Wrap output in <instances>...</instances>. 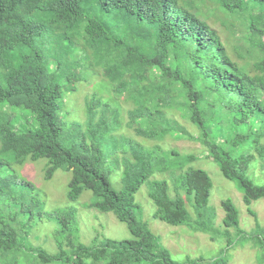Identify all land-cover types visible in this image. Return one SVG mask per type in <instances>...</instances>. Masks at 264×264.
<instances>
[{
	"label": "trees",
	"instance_id": "obj_1",
	"mask_svg": "<svg viewBox=\"0 0 264 264\" xmlns=\"http://www.w3.org/2000/svg\"><path fill=\"white\" fill-rule=\"evenodd\" d=\"M206 1L241 20L249 41L244 54L255 58L252 67L230 59L217 32L200 17L196 0H0V264H227L232 241L213 260L174 262L133 213L132 194L155 172H166L167 180L174 181V195L166 179L150 182L154 217L214 234L213 216L206 209L210 178L202 169L185 167L192 156L157 145L146 148L123 137L117 150L121 160L115 157L122 186L115 190L102 170V142L93 127L90 144L76 145L77 152L60 141L58 102L81 80V57L92 58L94 67L110 78L115 95L134 104L126 126H141L137 129L148 140L174 131L195 139L167 112L187 119L199 130L196 139L222 176L238 183L246 211L255 216L251 202L264 199V184L249 176L256 161L264 171V0H199ZM85 103L87 124L104 126L100 102ZM9 107L21 108L32 123L15 126L16 119L4 111ZM213 130L227 133L223 144L210 140ZM27 157L47 159L45 179L58 169L69 172L66 199L74 202L89 190L99 200L88 206L112 213L131 237L74 245L68 233L73 210L60 208L55 212L60 215L55 218L57 252L47 254L24 243L41 220L42 210L34 201L38 192L7 169ZM220 206L222 225L241 234L233 203L225 199ZM224 235L229 237L226 231ZM63 241L69 250H63Z\"/></svg>",
	"mask_w": 264,
	"mask_h": 264
},
{
	"label": "rangeland",
	"instance_id": "obj_2",
	"mask_svg": "<svg viewBox=\"0 0 264 264\" xmlns=\"http://www.w3.org/2000/svg\"><path fill=\"white\" fill-rule=\"evenodd\" d=\"M196 3L199 7L200 17L205 19L210 27L217 32L219 41L230 59L238 64H247L249 68L252 67L255 58H247L244 54L249 47V41L241 20L238 17L230 16L210 4L209 1L202 4L196 0ZM242 54L243 57H240ZM82 57L78 67L81 80L75 84L74 90L63 93L62 99L58 102L59 124L63 130L60 141L63 146L77 152L76 145H83V142L90 144L88 132L93 127V135L102 142L101 147L105 159L102 170L106 174L110 186L115 190H119L122 186L120 169L117 168L115 157L116 160L121 158L122 154L117 150L123 144V137L138 142L146 148L157 145L163 151L175 149L183 157L192 156L193 159L188 160L185 167L202 169L210 178L211 188L206 209L208 214L213 216V229L216 232L206 234L194 231L185 225L170 226L154 217L155 206L148 196L150 182L166 179L165 181L170 187V194L174 195L172 189L174 181L167 180L170 176L166 172H155L132 194L135 217L147 226L155 241L169 251L171 259L176 263H185L197 258H202L204 261L213 260L220 255L226 243L232 241V246L226 254L227 264H264V199L251 202L249 207L255 216H250L242 202L238 183L222 176L218 164L211 160L208 150L196 139L199 136V130L176 112H167V116L174 118L177 126L183 128L195 139L189 138L179 131H174L163 139L148 140L137 129L141 126H126L125 123L129 119L127 111L133 109L134 104L130 101L125 102L123 97H117L110 78L104 76L102 70L94 67L95 63L92 58L85 60ZM91 99L94 102H100L104 109L103 119L106 122L101 128L95 125L89 126L86 122L85 102ZM4 111L9 114L12 121L16 119L15 126L32 123V117L29 114H24L21 108L9 107ZM142 127L146 128L145 125ZM223 130H227L228 133L227 126L224 124ZM212 132L210 140L218 145L223 144L227 133L225 131L217 133L215 130ZM83 136L84 139H82ZM262 144L264 145V139H262ZM166 157L169 158L168 162L172 161L171 156L166 155ZM46 168L47 159L40 158L32 161L27 157L21 165L10 164V168L7 169H14L18 176L30 182L38 192L34 201L42 210L41 220L33 226L34 234L30 233L24 243L42 247L47 254L57 252L55 238L60 237L56 235L57 222L55 218H59L60 215L55 212L60 208L73 210L74 216L68 233L72 235L74 245L78 242L85 246H96L104 239L120 240L131 237L127 226L112 213L100 212L88 206L89 203L99 200V197L89 190H83L76 201L69 202L66 199V193L70 173L58 169L51 179H45ZM249 173L250 178H253L251 180L253 183L264 184V171L259 168L257 161ZM225 199H229L237 209L241 234H237L234 228H225L221 223L224 213L220 202ZM185 207L193 219L194 215L190 204L186 203ZM36 222L37 218L34 223ZM225 231L229 237L224 235ZM62 248L63 250L70 249L65 241L62 243ZM95 264H103V262Z\"/></svg>",
	"mask_w": 264,
	"mask_h": 264
}]
</instances>
